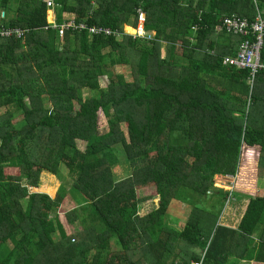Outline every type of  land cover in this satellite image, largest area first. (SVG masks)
Segmentation results:
<instances>
[{"label":"trees","instance_id":"1","mask_svg":"<svg viewBox=\"0 0 264 264\" xmlns=\"http://www.w3.org/2000/svg\"><path fill=\"white\" fill-rule=\"evenodd\" d=\"M55 3L58 27L136 28L142 10L156 36L69 29L61 37L41 0H0V25L25 30L21 40L0 37V264H264V192H242L250 200L235 229L217 223L240 194L216 188L254 148L264 178V71L249 83L250 71L222 64L241 41L224 19L254 22L264 0ZM261 56L264 63V47ZM17 112L23 118L14 122ZM120 154L131 170L122 179ZM61 165L73 184L56 191ZM44 171L51 174L40 183ZM148 188L158 207L141 216ZM71 191L81 201L65 213ZM174 203L186 207L181 222L171 216ZM62 214L80 220L76 237Z\"/></svg>","mask_w":264,"mask_h":264},{"label":"rangeland","instance_id":"2","mask_svg":"<svg viewBox=\"0 0 264 264\" xmlns=\"http://www.w3.org/2000/svg\"><path fill=\"white\" fill-rule=\"evenodd\" d=\"M49 17H48V21L51 23L52 21L55 20V12L49 10L48 11ZM126 30H128L130 33H134V30L131 27H126ZM165 50V49H164ZM163 50V52H165ZM163 55H165V53H163ZM116 71L118 73H122L125 75H129L130 70L127 67H122L119 66L117 67ZM101 84L103 88H106L107 84H108V80L107 78H103L101 80ZM89 95H93V92H90L89 90L85 91V96H89ZM7 109H1V114H4L6 112ZM22 114L20 112L15 113L14 115V122H18L22 119ZM107 127V120L106 118L101 115V117H99V129H104ZM124 127V126H123ZM124 129L126 130V128L124 127ZM77 147L80 150H83L85 147V144L83 141L79 140ZM124 155V154H123ZM123 155H119V158L121 160V166L115 167V173H116V177L118 179H122V178H126L129 175H131V170L129 168V165L125 163V157ZM258 160H259V151L257 148H254L252 150H250L248 152L247 158L244 157L243 162H241V167H240V171L238 173V175L235 176H229V177H218L216 179V188L220 189V190H225V191H233L234 193H239L242 196H236V195H232L228 202L227 205L224 209V211L226 210L227 212H225V216L226 213H228V209L229 211V216H227L226 221H223V223H225L226 225H230V226H236L238 223H240V220L242 219V208L244 206H247V203L249 204V198L245 195H243L244 193H242L243 191L247 190L249 191L252 195H255L254 189H260L264 192V178H260L258 177ZM60 172H61V177L59 176H55V178L59 181V184L56 188H59V186L62 184L64 186V188L66 190H68L72 184H73V180L69 177V174L67 173L66 167L61 165L60 167ZM50 174V173H48ZM44 176V172L42 173V176ZM42 180V179H41ZM24 184H26V182H24ZM33 191H39L37 193H44L41 190L38 189H34L32 188V190L30 192ZM56 191L53 195H51L52 197L55 196ZM250 194V195H251ZM69 198L68 199V205H66L62 210L67 213L70 212L71 210H73L75 208V205L77 206V203L79 201H81L82 195L77 193L76 191H71L70 193H68ZM80 196V197H79ZM140 196L142 198L146 197L148 198L147 200H145L143 203H141L142 205L141 208L143 209L146 206H153L155 199L157 196H155V192L153 189H145L143 191L140 192ZM240 198V199H239ZM217 200V198H214ZM238 199V200H237ZM199 200V198H198ZM199 200L198 202L203 201ZM148 201V202H147ZM221 202L222 199L221 197L219 198L218 202ZM73 202V203H72ZM75 204V205H74ZM246 204V205H245ZM219 207H221V205H219ZM142 209L140 211V213L142 212ZM148 210V209H147ZM179 210L178 204L176 205V203H174L172 205V207L170 208L171 211V216H173L175 214V217L178 218L180 217V222L182 221V219H184V217H186V207L181 208L180 211ZM169 211V212H170ZM219 211V209H218ZM220 212V211H219ZM224 213V212H223ZM174 217V218H175ZM61 219L64 221V226L67 230V232L69 233L70 236L76 237V233L78 231H81L82 229V225L80 223V220L76 221L75 223L69 224L67 222V219L65 218V216L62 214L61 215ZM220 220L221 218H219L217 226L220 225ZM239 226V225H238ZM215 232V228L213 229L212 235ZM212 236L210 237V239H207V244L210 243ZM206 244V245H207ZM202 249V248H201ZM203 254V252H202Z\"/></svg>","mask_w":264,"mask_h":264},{"label":"built area","instance_id":"3","mask_svg":"<svg viewBox=\"0 0 264 264\" xmlns=\"http://www.w3.org/2000/svg\"><path fill=\"white\" fill-rule=\"evenodd\" d=\"M46 4L48 11L54 12L56 7L55 0H41ZM98 0H91L92 5H95ZM4 17V12H3ZM56 20V12H55ZM54 21L51 23L54 24ZM146 14L142 11H138V25L136 28L131 26H125L124 30H116L107 26L88 27L86 24H77L74 20H70L58 27L54 24V28L60 29V36L63 37L65 32L69 29L74 31L87 30L90 36L95 37L96 34H105V36H116L121 38L123 34L128 33L135 39H147L152 40L155 36V32H147L145 30ZM50 23V22H49ZM50 23V24H51ZM126 27H131L134 33H130L126 30ZM222 28L227 34L240 38L241 41L238 44L237 54L234 58L226 57L222 59L224 67H231L242 71H250L249 83H254L257 75L264 71V63L262 62V50L264 47V16L260 15L254 20L249 22L247 19H243L239 16L226 17L223 21ZM25 30L16 27L8 28L4 25H0V37L5 40H13L14 38L21 40L24 37ZM233 192V191H231ZM192 264H202V260L195 261Z\"/></svg>","mask_w":264,"mask_h":264},{"label":"crops","instance_id":"4","mask_svg":"<svg viewBox=\"0 0 264 264\" xmlns=\"http://www.w3.org/2000/svg\"><path fill=\"white\" fill-rule=\"evenodd\" d=\"M234 42H236V44L238 43V41L235 39L234 40ZM237 46H238V44L235 46V48L233 49V51H236L237 50ZM49 172H46V171H44V174H48ZM51 174V173H50ZM53 175V174H52ZM42 176V175H41ZM54 176V175H53ZM41 179H42V177H41ZM41 179H40V183H41ZM40 186H41V184H40ZM34 189H37V188H34ZM32 190V189H31ZM30 190V191H31ZM33 192H39V191H33ZM238 196H242V195H238ZM240 199V198H239ZM238 200V199H237ZM148 202V201H147ZM158 202H159V197L157 196L156 197V199H155V202H154V204H153V206L151 207H149V206H146V207H144L143 209L141 208V206H140V211H141V209H142V212L140 213V215L141 216H145L146 214H148L149 212H151L154 208H156V207H158ZM249 202V201H248ZM142 205V204H141ZM157 205V206H156ZM246 205V204H245ZM247 206H248V203H247ZM247 206H245V208H244V212H243V215H244V213H245V211H246V208H247ZM183 207H185L184 205H181V207H179V210H177V211H180L181 210V208H183ZM148 209V210H147ZM224 213H222V216L220 217L221 218V220H220V225H224V226H227V227H230V228H237L238 227V225L240 224V223H238L236 226H230V225H226L225 223H223V219L224 218H226V216H225V212H226V210L225 211H223ZM242 215V216H243ZM175 217V214L172 216V218H173V220H178L179 222H180V217H178V218H174ZM183 220V219H182ZM240 222H241V220H240ZM82 230V229H81ZM79 232V231H78ZM240 264H253V263H250V262H241Z\"/></svg>","mask_w":264,"mask_h":264}]
</instances>
